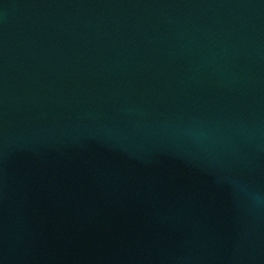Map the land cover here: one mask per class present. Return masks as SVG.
Instances as JSON below:
<instances>
[{
  "label": "water",
  "instance_id": "water-1",
  "mask_svg": "<svg viewBox=\"0 0 264 264\" xmlns=\"http://www.w3.org/2000/svg\"><path fill=\"white\" fill-rule=\"evenodd\" d=\"M0 264H264V0H0Z\"/></svg>",
  "mask_w": 264,
  "mask_h": 264
}]
</instances>
